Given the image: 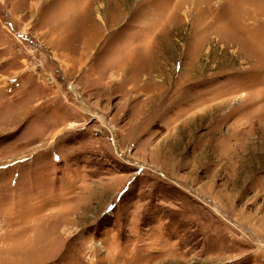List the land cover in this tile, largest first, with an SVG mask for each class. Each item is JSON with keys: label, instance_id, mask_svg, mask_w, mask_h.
<instances>
[{"label": "rangeland", "instance_id": "obj_1", "mask_svg": "<svg viewBox=\"0 0 264 264\" xmlns=\"http://www.w3.org/2000/svg\"><path fill=\"white\" fill-rule=\"evenodd\" d=\"M0 264H264V0H0Z\"/></svg>", "mask_w": 264, "mask_h": 264}]
</instances>
